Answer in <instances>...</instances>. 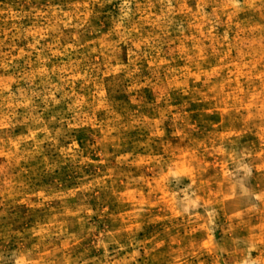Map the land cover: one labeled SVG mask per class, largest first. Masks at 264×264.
<instances>
[{"label": "rangeland", "instance_id": "obj_1", "mask_svg": "<svg viewBox=\"0 0 264 264\" xmlns=\"http://www.w3.org/2000/svg\"><path fill=\"white\" fill-rule=\"evenodd\" d=\"M0 264H264V0H0Z\"/></svg>", "mask_w": 264, "mask_h": 264}]
</instances>
